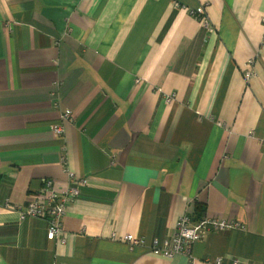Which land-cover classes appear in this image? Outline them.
Here are the masks:
<instances>
[{
    "label": "crops",
    "instance_id": "1",
    "mask_svg": "<svg viewBox=\"0 0 264 264\" xmlns=\"http://www.w3.org/2000/svg\"><path fill=\"white\" fill-rule=\"evenodd\" d=\"M179 2L0 0V264H264V0ZM68 171L51 240L9 206ZM183 214L244 228L191 258L124 240L162 245Z\"/></svg>",
    "mask_w": 264,
    "mask_h": 264
},
{
    "label": "built area",
    "instance_id": "2",
    "mask_svg": "<svg viewBox=\"0 0 264 264\" xmlns=\"http://www.w3.org/2000/svg\"><path fill=\"white\" fill-rule=\"evenodd\" d=\"M179 0H175V5H180ZM198 13L204 14V9L198 8ZM253 64V60H249L247 65L250 67ZM253 69L246 71V78L250 79L253 75ZM168 101L172 98L169 96ZM70 117V113L63 115V121ZM63 121L55 124L53 132L58 138H63L65 134V128ZM62 162L66 163V159L63 156ZM69 182L71 185L63 191H58L54 185L53 180L48 179L45 182V186L31 199L27 201V204L13 205L9 208L19 213L20 219L26 217L44 218L48 222V238L54 239L62 231V221L68 211V204L75 201L76 198L81 196V189L74 181L76 176L73 172L68 171ZM85 182V181H83ZM80 181V184L83 183ZM244 228L243 224L236 220L227 217H209L203 216L201 221L197 222L192 219L188 214H183L177 220L175 231L171 236L167 238L161 245L158 240H154L149 244L145 239L135 238L133 235L128 234L125 236V240L131 244V246L147 245L148 249L154 252H162L166 257H173L178 253L192 254L193 246L200 240L208 231L211 230H227L231 228ZM211 264H222L220 257L214 258ZM233 264H238V261H234Z\"/></svg>",
    "mask_w": 264,
    "mask_h": 264
},
{
    "label": "rangeland",
    "instance_id": "3",
    "mask_svg": "<svg viewBox=\"0 0 264 264\" xmlns=\"http://www.w3.org/2000/svg\"><path fill=\"white\" fill-rule=\"evenodd\" d=\"M58 85H59V84H58L57 82L54 84V88H55L56 90L58 89ZM69 118H70V117H69ZM60 121H63V118H61ZM64 121H65V120H64ZM64 121H63V124H64ZM35 195H37V194H35ZM33 196H34V194L31 196V198H32ZM31 198H30V199H31ZM25 204H27V202H26ZM64 217H65V216H64ZM218 217L220 218V217H223V216H218ZM42 219H44V218H42ZM63 219H64V218H63ZM45 220H46V219H45ZM46 221H47V220H46ZM63 226H64V225H63V221H62V228H63ZM62 230H63V229H62ZM215 230H216V229H215ZM219 231H220V230H219ZM124 240H125V238H124ZM125 241H126V240H125ZM198 241H199V240H198ZM152 252H153V253H156V254H162V252H154V251H152ZM179 254H181V255L183 254V255H185V256H187V257H189V258L192 257V254H191V253H190V254H187V255L184 254V253H178V254H176V255H179ZM162 255H163V254H162ZM176 255H174V256H176ZM174 256H173V257H174Z\"/></svg>",
    "mask_w": 264,
    "mask_h": 264
},
{
    "label": "trees",
    "instance_id": "4",
    "mask_svg": "<svg viewBox=\"0 0 264 264\" xmlns=\"http://www.w3.org/2000/svg\"><path fill=\"white\" fill-rule=\"evenodd\" d=\"M203 216H204V215H199V216L197 217V219H194V220L197 221V222H199V221H201V219H202Z\"/></svg>",
    "mask_w": 264,
    "mask_h": 264
}]
</instances>
